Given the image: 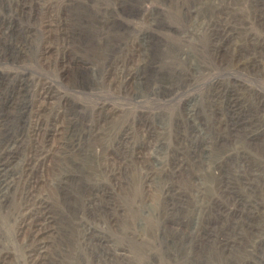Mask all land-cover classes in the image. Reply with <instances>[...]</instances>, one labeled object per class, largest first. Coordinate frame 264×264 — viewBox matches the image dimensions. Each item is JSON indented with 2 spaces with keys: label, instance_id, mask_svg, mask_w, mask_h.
<instances>
[{
  "label": "rangeland",
  "instance_id": "obj_1",
  "mask_svg": "<svg viewBox=\"0 0 264 264\" xmlns=\"http://www.w3.org/2000/svg\"><path fill=\"white\" fill-rule=\"evenodd\" d=\"M0 264H264V0H0Z\"/></svg>",
  "mask_w": 264,
  "mask_h": 264
},
{
  "label": "bare ground",
  "instance_id": "obj_2",
  "mask_svg": "<svg viewBox=\"0 0 264 264\" xmlns=\"http://www.w3.org/2000/svg\"><path fill=\"white\" fill-rule=\"evenodd\" d=\"M1 120H3V118Z\"/></svg>",
  "mask_w": 264,
  "mask_h": 264
}]
</instances>
